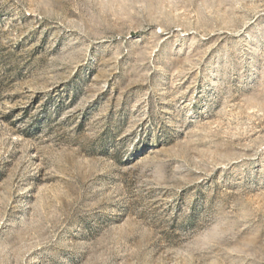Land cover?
Instances as JSON below:
<instances>
[{
  "label": "rangeland",
  "instance_id": "obj_1",
  "mask_svg": "<svg viewBox=\"0 0 264 264\" xmlns=\"http://www.w3.org/2000/svg\"><path fill=\"white\" fill-rule=\"evenodd\" d=\"M0 264H264V0H0Z\"/></svg>",
  "mask_w": 264,
  "mask_h": 264
}]
</instances>
